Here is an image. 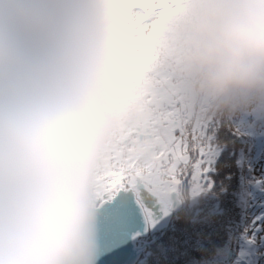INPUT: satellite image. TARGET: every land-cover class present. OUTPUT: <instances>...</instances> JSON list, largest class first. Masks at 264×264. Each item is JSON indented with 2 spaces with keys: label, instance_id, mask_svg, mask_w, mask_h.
Masks as SVG:
<instances>
[{
  "label": "clouds",
  "instance_id": "obj_1",
  "mask_svg": "<svg viewBox=\"0 0 264 264\" xmlns=\"http://www.w3.org/2000/svg\"><path fill=\"white\" fill-rule=\"evenodd\" d=\"M0 0V264H99L97 176L151 44L214 115L264 119V0ZM151 36V40L146 37Z\"/></svg>",
  "mask_w": 264,
  "mask_h": 264
},
{
  "label": "snow or ice",
  "instance_id": "obj_2",
  "mask_svg": "<svg viewBox=\"0 0 264 264\" xmlns=\"http://www.w3.org/2000/svg\"><path fill=\"white\" fill-rule=\"evenodd\" d=\"M130 3L137 27L166 0ZM97 182L99 264H257L264 255V119L189 125L161 114L106 154Z\"/></svg>",
  "mask_w": 264,
  "mask_h": 264
},
{
  "label": "rangeland",
  "instance_id": "obj_3",
  "mask_svg": "<svg viewBox=\"0 0 264 264\" xmlns=\"http://www.w3.org/2000/svg\"><path fill=\"white\" fill-rule=\"evenodd\" d=\"M151 67L149 64L142 73L137 68L131 72L133 91L125 105V110L133 111L136 114V120L132 125L121 128L110 150L125 143H132L146 123L161 114L179 115L187 122L192 116V106L198 104L200 112L198 109L197 114L195 113L193 124L215 117L211 110L207 116L203 117L201 110L207 106L206 102L188 91L177 80L168 65L162 66L153 73L148 72ZM257 264H264V255L259 258Z\"/></svg>",
  "mask_w": 264,
  "mask_h": 264
},
{
  "label": "trees",
  "instance_id": "obj_4",
  "mask_svg": "<svg viewBox=\"0 0 264 264\" xmlns=\"http://www.w3.org/2000/svg\"><path fill=\"white\" fill-rule=\"evenodd\" d=\"M128 3L133 6L132 3H130V0H128ZM134 7V6H133ZM129 27H136L132 24L129 25ZM151 45V44H150ZM127 56L129 58V67L130 71L132 72L135 68L142 73L146 68H148V65L150 64L152 67L148 69V72L153 73V71L158 70L162 66L167 65L163 59L155 56L151 51L150 47H145V44H136L129 47L127 50ZM172 71V70H171ZM198 104L195 105V109H197ZM191 118L187 123L189 125L193 124V121L195 119V111L192 107L191 111ZM215 117H220L218 115H215ZM191 121V122H190Z\"/></svg>",
  "mask_w": 264,
  "mask_h": 264
},
{
  "label": "bare ground",
  "instance_id": "obj_5",
  "mask_svg": "<svg viewBox=\"0 0 264 264\" xmlns=\"http://www.w3.org/2000/svg\"><path fill=\"white\" fill-rule=\"evenodd\" d=\"M139 75H140V74H139ZM192 107L194 108V111H195V113L197 114L198 109H199V105H198L197 109H195V105L192 106ZM200 108H201V107H200ZM199 112H200V109H199ZM209 112H210V110H209L208 106L203 107V109L201 110V113H203V117H204V116H207ZM212 115H213V114H212ZM212 115H211V116H212ZM198 118H199V115H198ZM197 120H198V119H197Z\"/></svg>",
  "mask_w": 264,
  "mask_h": 264
}]
</instances>
